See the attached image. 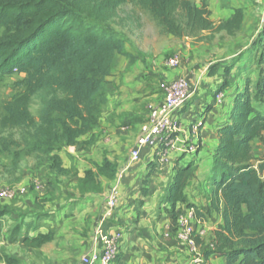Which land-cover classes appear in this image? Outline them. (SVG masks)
<instances>
[{
  "label": "trees",
  "instance_id": "obj_1",
  "mask_svg": "<svg viewBox=\"0 0 264 264\" xmlns=\"http://www.w3.org/2000/svg\"><path fill=\"white\" fill-rule=\"evenodd\" d=\"M133 4L146 11L164 31L180 38L196 37L201 32H225L232 36L243 24L244 11L236 8L225 21L215 24L210 11L189 0H103L102 10H114ZM0 78L22 76L24 91L4 107L0 125L25 131L24 154L46 157L50 173L57 177L72 175L64 166L63 148L87 149L93 138L82 141L97 125L106 104V78L117 57L130 58L123 39L116 32L98 28L84 16L82 0H0ZM264 40V30L262 33ZM256 59L257 78L245 76L243 86H232L227 118L216 129L218 144L212 153L214 172L209 176L212 197L202 213L185 194L193 161L180 159L173 166L166 188L164 212L173 226L185 209H193L195 219L205 222L211 213L219 214L221 223L208 244L197 246L206 259L223 258V264H264V176L256 169L252 143L260 140L264 148V115L255 107L264 103V49ZM235 66L243 76L242 63L223 68L218 91L228 86L225 76ZM214 74V68H208ZM37 99L35 119L29 107ZM183 158V157H181ZM117 166L107 158L94 164L77 181L81 195L103 190V181H111ZM74 175V174H73ZM10 211L0 205V239L3 218ZM55 230L35 236L23 235L24 247L38 249L54 240ZM10 262V259L6 260Z\"/></svg>",
  "mask_w": 264,
  "mask_h": 264
},
{
  "label": "crops",
  "instance_id": "obj_2",
  "mask_svg": "<svg viewBox=\"0 0 264 264\" xmlns=\"http://www.w3.org/2000/svg\"><path fill=\"white\" fill-rule=\"evenodd\" d=\"M117 58L110 75L106 78L107 100L98 123L91 133L81 139L87 141L93 138V144L87 149L67 147L62 149L64 152L62 155L60 152L64 166L68 169L73 166L77 171L76 176L66 181L68 184L63 187L56 184L46 185L44 180L40 183L39 191H35L33 195L35 198H32V195L28 196L19 207L21 210L34 212L32 210L35 209L37 198H40L37 199V203L47 199V204L57 202L60 206V210L55 206L57 211L54 210L50 217L45 216L42 220L31 214L25 215L26 223L20 227L23 233L18 243L21 246L23 235L32 237L54 228L55 236L52 242L38 249L23 246L27 252L37 254L49 263L82 264L83 257L93 252H101L106 241L116 232L122 234V239L119 242L118 259L113 264L184 262L187 251L177 242L172 220L163 209L167 206L164 197L171 182L174 163L180 159L193 161L192 174L185 189L187 199L202 213L207 211L211 201L212 186L209 183V176L215 167L211 155L218 144L215 132L220 123L227 118L232 86L236 78L233 75L238 74L237 68L233 66L231 73L225 76L228 86L221 91L223 99L217 105L214 98L223 78L219 79L223 69L218 67L213 75H209L206 70L209 65L195 63L194 60L200 57H195L194 62L186 66H181L179 61L176 68L168 67L167 64L160 68L150 65L147 66L148 71L138 59ZM230 65L231 63L224 67ZM179 77L188 81L192 91L189 101L176 114L181 127L179 137H187L191 126L199 125V152L189 156L175 147L168 150L166 161L158 165L156 155L161 149L145 147L140 150L137 162H129L130 151L142 133L141 128L149 110L162 101L158 84ZM103 158L115 163L117 172L124 169L115 214L105 223L101 222V215L114 179L103 181L102 192L94 195H81L77 188V181L83 176L84 171L91 169L94 164L99 165ZM41 167L37 173L43 175ZM57 178L66 180V177ZM6 201L0 199L1 203ZM13 214L10 211L2 220L0 246H11L9 225L16 221ZM52 222L53 224L49 225ZM219 223H221L219 214L213 212L201 224L203 235L199 242L205 247ZM47 247L51 253L46 251ZM0 253V262L8 264L6 260L11 259L10 255L3 249H0ZM206 264H223V258L211 255L206 259Z\"/></svg>",
  "mask_w": 264,
  "mask_h": 264
},
{
  "label": "rangeland",
  "instance_id": "obj_3",
  "mask_svg": "<svg viewBox=\"0 0 264 264\" xmlns=\"http://www.w3.org/2000/svg\"><path fill=\"white\" fill-rule=\"evenodd\" d=\"M102 1L82 0L84 16L88 21H93L98 28L118 33L124 41L125 50L129 53L130 59H138L146 71H148L147 66L160 68L167 64L169 59L178 57L181 66L196 61L197 65L213 66L214 72L218 67L222 70L226 64L242 63L243 76L241 73L233 75L236 77L235 84L241 87L245 76H250L253 80L257 78L256 59L260 54L259 50L264 49V40L261 39L264 30V0H189L196 6L204 3L210 11V19L215 24L228 19L234 9L241 8L244 11L243 24L241 29L232 36L225 32H201L196 37L182 36L180 38L167 34L146 11L136 5L123 4L114 10H102L99 8ZM5 33V30L0 28V36ZM195 57L200 58L193 61ZM222 77L223 73L219 75V79ZM21 80L22 76L20 75L0 78V121L5 116L3 107L15 95L24 91V88L19 84ZM237 80L238 82H236ZM255 107L264 115V103L256 104ZM38 110L39 103L34 98L29 111L35 119ZM24 134L25 131L22 129L3 128L0 125V189L16 193L12 199L0 202L1 206L7 207L14 213L13 219H16L9 225L11 246H0V249L10 255L11 259L8 264H53L37 254L27 252L18 242L23 233L20 227L26 223L24 222L25 215L30 216L31 214L42 220L45 216L50 217V213L54 210H60V206L57 202L47 204V199L37 203V199H40L37 198L34 204L35 209L32 210L34 212L21 210L19 207L28 196L32 195V198H35L33 195L35 191H39L40 183H43L44 180L46 185L67 186L66 181L72 176H76L77 171L72 166L70 168L72 175L66 176V180L65 178L58 179L53 173L54 176H49L46 157L24 154L22 142ZM252 150L258 161L255 165L264 162V148L260 140H255L252 143ZM62 153H64L63 150L61 155ZM71 164L73 163H69V165ZM39 167L42 168L43 175L37 173ZM21 190L24 192L20 193ZM137 203L138 201L135 202V204ZM55 206H58L57 209ZM52 224L53 222L49 225ZM194 229L196 233L203 231L200 225L195 226ZM202 245L204 244L202 243ZM49 247L45 249L51 253ZM198 248L201 249L200 246ZM0 264L3 263L0 262Z\"/></svg>",
  "mask_w": 264,
  "mask_h": 264
},
{
  "label": "built area",
  "instance_id": "obj_4",
  "mask_svg": "<svg viewBox=\"0 0 264 264\" xmlns=\"http://www.w3.org/2000/svg\"><path fill=\"white\" fill-rule=\"evenodd\" d=\"M179 65L177 57L169 59L168 67L176 68ZM206 70H208L206 68ZM158 89L162 93V101L152 107L141 128V135L136 139L134 147L130 151L129 162H137L142 148H160L156 158L157 164L166 161L168 150L179 148L184 154L189 156L197 154L200 150L199 125H192L187 137L180 138L181 127L176 114L185 106L192 95L188 81L179 77L172 81H164L158 84ZM223 93L216 91L214 102L219 105L222 102ZM124 169L117 172L111 189L106 198V207L101 215V222L111 220L115 214L119 186L122 181ZM24 191L21 190L20 193ZM7 189H0V199L10 200L15 196ZM201 222L195 219L193 209H185L177 217L174 225V234L177 242L187 251L186 260L180 264H203L201 249L196 244V238L201 237L203 232L196 233L195 226ZM122 234L116 232L106 241L101 252H93L81 259L82 264H113L118 259L119 242Z\"/></svg>",
  "mask_w": 264,
  "mask_h": 264
},
{
  "label": "water",
  "instance_id": "obj_5",
  "mask_svg": "<svg viewBox=\"0 0 264 264\" xmlns=\"http://www.w3.org/2000/svg\"><path fill=\"white\" fill-rule=\"evenodd\" d=\"M256 169L258 170L259 175L264 176V162H260L256 165Z\"/></svg>",
  "mask_w": 264,
  "mask_h": 264
}]
</instances>
